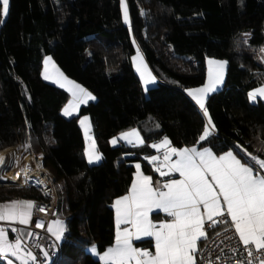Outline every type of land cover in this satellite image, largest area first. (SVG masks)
<instances>
[{
  "label": "trees",
  "instance_id": "obj_1",
  "mask_svg": "<svg viewBox=\"0 0 264 264\" xmlns=\"http://www.w3.org/2000/svg\"><path fill=\"white\" fill-rule=\"evenodd\" d=\"M127 1L131 26L120 0H10L0 30V150L30 141L29 150L44 154L66 225L58 264H102L87 248L113 243L110 205L128 191L137 162L150 172L151 143L196 145L206 119L186 90L205 83L207 58L226 60L227 69L224 87L207 101L216 133L203 143L264 159V103L246 98L264 84V0ZM133 40L158 80L147 93L131 62ZM46 56L96 97L77 116L62 115L70 94L42 78ZM82 115L103 157L95 165L83 154ZM135 126L145 144H110ZM17 198L43 195L0 186V203Z\"/></svg>",
  "mask_w": 264,
  "mask_h": 264
},
{
  "label": "snow or ice",
  "instance_id": "obj_2",
  "mask_svg": "<svg viewBox=\"0 0 264 264\" xmlns=\"http://www.w3.org/2000/svg\"><path fill=\"white\" fill-rule=\"evenodd\" d=\"M9 2L10 0H0V14L5 17ZM120 7L123 22L130 25L126 0H120ZM141 15L145 13L142 12ZM129 31L131 34V27ZM243 35L244 43H247L250 34ZM133 44L136 46V54L131 57V62L141 83H155L156 78L145 63L135 40ZM259 51L264 53V48ZM50 60L51 58L45 60L43 78L51 80L61 88L67 86L71 99L62 109V115L71 117L78 112L81 104H87L96 97L79 84L65 78L58 70L55 75H50L47 68ZM261 62L264 63V58H261ZM207 63V82L202 87L186 90L206 119L204 130L196 145L178 149L171 146L170 140L165 137L159 143L149 145L158 153L163 149V159L160 160L157 155L145 157L149 164L153 165V171L161 177L178 174L179 178H170L166 182L156 181L153 186L152 177L143 174L139 163L135 165L136 172L127 193L110 205L115 211V242L99 255L102 264H196L198 242L206 239V222H210L207 224L208 228L224 225V232L234 229V235L238 237V243L243 245V248L233 251H246L247 264H253L254 260L264 264V252H261L264 250V159L245 152L247 159L242 160L232 151L217 156L210 148L198 147L215 131V125L206 108V98L222 85L227 65V61L214 59H208ZM52 67L55 68V65ZM257 97L264 99V84L248 93L250 102H255ZM79 124L86 141L83 154L87 163H98L103 157L90 135L89 117L81 118ZM118 141H124L132 147L144 144L143 138L135 128L120 133L110 143L116 145ZM20 147L27 151L31 143L26 141ZM8 163L10 162L7 158L0 156V167ZM42 166L37 165L38 168ZM22 171L26 172L27 166ZM19 176L20 173H17V177ZM36 183L42 185L44 181L38 179ZM44 195L48 196L49 193L45 192ZM154 211L165 213L171 220L154 223L150 218ZM34 212L47 215L48 209L44 206L36 207L35 201L28 200L2 203L0 222L10 221L27 226L31 224ZM52 214L56 215L55 212ZM122 225H130L131 228H122ZM35 227L46 231L56 242L62 239L66 231L65 222L59 218L48 221L46 227L45 222L37 218ZM11 232L17 233L14 240H10L6 229L0 226V259L6 260L7 264H15V261L19 264H42L38 261L37 254L26 247L28 241L23 238L27 236L39 240L43 237L39 233L25 232L15 227L11 228ZM145 237L154 240V253L134 246L133 240L139 241ZM227 238L231 240L233 237ZM32 247L37 248L45 258L49 257V253L41 244L32 243ZM88 251L93 256L98 255L94 244ZM216 259L219 260V257ZM240 264H243V261Z\"/></svg>",
  "mask_w": 264,
  "mask_h": 264
},
{
  "label": "built area",
  "instance_id": "obj_3",
  "mask_svg": "<svg viewBox=\"0 0 264 264\" xmlns=\"http://www.w3.org/2000/svg\"><path fill=\"white\" fill-rule=\"evenodd\" d=\"M40 157L45 160V156L43 153H36L31 150L30 155L23 167V169H25V166H27V171L20 172L19 177H17V172H13V179L12 181H10V184L12 186H17L20 188L36 189L41 192L43 198L32 199L30 201H35L36 207L44 206L45 208H47L48 214L45 215L44 213L34 212L31 224L23 226L18 223H13V226H15L17 229L26 228L31 232L39 233V235L43 237V239L36 240L35 238H32L30 241H28L26 247L29 248L34 254H37L38 261L42 262V264H58L61 257L60 243L56 242L55 238L50 236V234H48L46 231L37 229L35 227V221L37 218L43 220L46 227L48 221L55 220L60 216V199L56 186L55 176L45 166L44 161H40ZM19 164L20 163L17 162L18 168L16 167V170L19 169ZM39 164L43 165L42 168H38V172L41 175L45 176V179L47 180V184L45 186H37L33 182H28V176L34 174L32 172L36 171L34 165L37 166ZM5 185L8 186V184ZM45 192H48L49 195L45 196ZM53 212H55L56 215H53ZM223 227L224 225H219V227L215 231H207L206 239L199 249L198 261L196 264H209L210 261L212 262V264H240L241 261H243V264H247L248 257L246 251H233L234 249L243 248V245L238 243V237L234 235V229L230 232H224ZM217 233L220 234L217 235ZM229 236H232L233 238L230 240L227 238ZM32 243H39L44 246L45 250L49 253V257L45 258L37 248L32 247ZM261 252H264V250H261ZM217 257H219V260L216 259ZM253 264H260V262L254 260Z\"/></svg>",
  "mask_w": 264,
  "mask_h": 264
},
{
  "label": "crops",
  "instance_id": "obj_4",
  "mask_svg": "<svg viewBox=\"0 0 264 264\" xmlns=\"http://www.w3.org/2000/svg\"><path fill=\"white\" fill-rule=\"evenodd\" d=\"M42 70H43V69H42ZM206 79H207V78H206ZM68 80H70V79H68ZM56 85H57V84H56ZM58 86H59V85H58ZM83 88H84V87H83ZM64 89L67 91V88H66V87H65ZM253 90H254V89H253ZM87 91H88V90H87ZM251 91H252V90H251ZM88 92H89V91H88ZM68 93H69V92H68ZM69 94H70V93H69ZM211 94H213V93H211ZM211 94H209V95L207 96V98H206V107H207V101H208V98L210 97ZM70 98H71V95H70ZM246 98L249 100V98H248V94L246 95ZM258 101H262V102L264 103V99H262V98H260V97H257L256 101H255V102H251V103H257ZM82 105H83V104H82ZM82 105H81V106H82ZM81 106H80V107H81ZM197 106H198V105H197ZM198 108H199V106H198ZM76 113H77V112H76ZM85 116H86V115H85ZM83 117H84V115H83V116H80L79 120H80L81 118H83ZM87 117H88V116H87ZM89 120H90V123H91V132H90V135H91V137L93 136L92 138L95 140V137H94V135H93L92 121H91L90 117H89ZM213 124H214V123H213ZM80 127H81V126H80ZM133 128H135V129L139 132V135H140V137L143 138V140H144V144H145L144 136H143L141 130H140L137 126L132 127V128H129V129H126V130H124V131H122V132H127V131H129V130H131V129H133ZM81 129H82V128H81ZM82 132H83V129H82ZM122 132H120V133H122ZM120 133H118V134L116 135V137H118V136L120 135ZM215 133H216V131H214V132L212 133V135H210L205 141H207L209 138H211L213 135H215ZM83 135H84V132H83ZM84 138H85V137H84ZM114 138H115V137H114ZM162 140H163V138L160 139V140H158V141H156V142H153V143H151V144L159 143V142L162 141ZM110 141H111V140H110ZM205 141H203V142H205ZM170 142H171V141H170ZM203 142H201V143H203ZM89 143H90V141H89ZM95 144H96V148H97L98 152L100 153V151H99V149H98V146H97V143H96V140H95ZM110 144H111V143H110ZM120 144H125V142H124V141H118L116 145H113V144H111V145H112V146H117V145H120ZM151 144H150V145H151ZM85 146H86V141H85ZM171 146L176 147V148L179 149V148H183V147H192V146H194V145H192V146H181V147H177V146L172 145V143H171ZM198 147H199L200 149H203V148H210V149L213 151V153H215L217 156L222 155V154H224V153H226V152H228V151H232L234 154L237 155L238 158H241L242 160L247 159V157H245L244 155L240 154V153L238 152V150L235 149V148H234V149H228V150H225V151H220V152H218V151L214 150L210 145H206L205 143H203V144H199ZM151 151H152V152H151L148 156H145V157H150V156H152V155H157V156L160 158V160L163 159V149H161V151L158 153L154 148L151 147ZM100 154H101V153H100ZM145 157H144V161H145V162L147 163V165L149 166V168H150V172L145 171V169L143 168V161H139V162H137V163H139V164L141 165V171L143 172V174L152 177L153 186H155L156 181L166 182V181H167L168 179H170V178H179V175H178V174H172L171 177H168V176L161 177V176L159 175V173L153 171V165H152V164H149L148 160L145 159ZM102 159H103V158H102ZM172 159L174 160L175 157H173ZM101 161H102V160H101ZM101 161H99L98 163H100ZM98 163H95V164H98ZM137 163H136V164H137ZM95 164H92V165H95ZM136 164H135V165H136ZM162 170H166V169H162ZM262 171H264V170H262ZM135 172H136V168H135ZM135 172H134V173H135ZM133 178H134V174H133ZM126 193H127V192H126ZM126 193H125V194H126ZM125 194H123V195H121V196H119V197H122V196H124ZM119 197H117V198H119ZM117 198H115V199L113 200V202H114ZM15 200H27V199H23V198H19V199H18V198H17V199L9 200V201H6V202L15 201ZM28 201H29V200H28ZM6 202H2V203H6ZM2 203H0V204H2ZM113 211H114V209H113ZM150 218L152 219V221H153L154 223H157V224H159L161 221H165L166 219H167V220H171V218H170V217H167L165 213H163V212H157V211H154L153 213H151V214H150ZM214 219H218V218H214ZM11 223H13V222H10V221H3V222H0V226L4 227V228L6 229L7 234H8V236H9V239H10V240H14L15 237H16V235H17V233H13V232H11V228H12V227H10V226H6V224H11ZM208 223H210V222H206V225H205L206 233H207L208 230L215 231V230L219 227V225H218V226L215 227V228H208V227H207V224H208ZM121 227H122V228H123V227H129V228H131L130 225H122ZM111 228H112L113 231H114V241H113V243H112L110 246H112V245L114 244V242H115V231H116V229H115V211H114V220H113V222H112V224H111ZM20 229H23L25 232H28V231H29V230L26 229V228H20ZM23 239H24L25 241H30V240H31V238H30V237H27V236H25ZM204 240H205V239H203V240H201L200 242H198V247H199V249L201 248V246H202ZM133 244H134L135 247H138V248H140V249H142V250H149V251H151V252H153V253L155 252V248H154V240H153L152 238L145 237V238H142V239L139 240V241H137V240H133ZM110 246H108V247H110ZM108 247H107V248H108ZM107 248H106V249H107ZM106 249H105V250H106ZM105 250H103V251H99V250L97 249L98 255H97V256H94V257L97 258V259H99V255H102V254L104 253ZM9 259H13V260H14V258H12V257H9ZM197 261H198V255H197V257H196V263H197ZM15 263H16V264H19L18 261H15ZM3 264H7V262L5 261V262H3Z\"/></svg>",
  "mask_w": 264,
  "mask_h": 264
},
{
  "label": "rangeland",
  "instance_id": "obj_5",
  "mask_svg": "<svg viewBox=\"0 0 264 264\" xmlns=\"http://www.w3.org/2000/svg\"><path fill=\"white\" fill-rule=\"evenodd\" d=\"M126 5H127V8H128V15H129V20H130V25H126L125 23V25L126 26H131V18H130V13H129V7H128V1L126 0ZM8 13H9V10H8ZM8 13H7V15H6V17L3 15V19H2V22L0 23V30H1V27H2V24H3V21L5 20V19H7V17H8ZM122 18H123V13H122ZM137 45V44H136ZM136 54V51H135V53L133 54V55H135ZM46 58H51V60H50V62H49V64L47 65V68H48V72H49V74L50 75H55L56 74V72H57V70L60 72V73H62L63 74V76L65 77V78H67V79H70L69 77H67L61 70H60V68L58 67V65H57V63H56V61H55V59L52 57V56H46L45 58H44V61H43V70H42V78H43V73H44V71H45V67H46V65H45V60H46ZM143 58H144V61H145V63L147 64V66H148V68L151 70V68H150V66L148 65V63H147V61H146V59H145V57L143 56ZM208 59H214V60H220V61H226V60H224V59H218V58H212V57H209V58H207V60ZM207 60H206V67H207V73H206V78H208V63H207ZM55 65V68H53L52 67V65ZM226 69H227V65H226ZM151 72H152V74H153V76H155V78H156V82L155 83H152V84H148V85H143L142 84V86H143V88H144V90H145V92L147 93V91H148V89L149 88H151V87H153V86H155L156 84H157V82H158V80H157V77H156V75L154 74V72L151 70ZM139 76V75H138ZM225 76H226V72H225ZM44 79V78H43ZM44 81H46V82H50V83H53L51 80H45L44 79ZM70 81H72V82H74L75 84H78L77 82H75V81H73V80H71L70 79ZM207 82V79H206V81H205V83ZM204 83V84H205ZM54 84H56V83H54ZM203 84V85H204ZM224 84H225V77H224V81H223V83H222V85H220L219 86V88H218V90L217 91H215V92H213V93H216V92H219L223 87H224ZM58 85V84H57ZM80 85V84H79ZM203 85H201V86H199V87H202ZM81 86V85H80ZM83 87V86H82ZM199 87H194V88H199ZM66 88H67V86H66ZM194 88H189V89H194ZM147 89V90H146ZM91 93V92H90ZM92 94V93H91ZM71 95V94H70ZM71 99V98H70ZM89 102H91V101H89ZM88 102V103H89ZM67 104V103H66ZM82 105V104H81ZM80 105V106H81ZM64 108V107H63ZM62 108V109H63ZM79 110H80V107H79V109H78V112L77 113H74L73 114V116H77L78 114H79ZM62 113V112H61ZM73 116H71V117H73ZM83 116V115H82ZM85 116V115H84ZM86 116H88V115H86ZM89 117V116H88ZM66 118H70V117H66ZM93 137V136H92ZM116 137V136H115ZM114 138V137H113ZM112 138V139H113ZM111 139V140H112ZM95 141V140H94ZM24 143H20L19 145H16V146H14L15 147V152H14V156L12 157V158H10V159H8V161L10 162V163H8V164H5L4 165V167H3V170L4 171H7V170H9L8 169V167L10 166V170H11V174H13V172H16V167L18 168V166H17V162L18 163H20L19 165V169H18V171L19 172H22V169H23V167H24V164H25V162L27 161V159H28V157H29V155H30V152H31V150H29V148L27 149V151H25L22 147H20L21 145H23ZM16 155V156H15ZM12 175H11V177H10V179H8V180H6L5 181V183L4 182H0V186H7V185H5V184H8V186H12L10 183V181H12ZM26 189H28V188H26ZM19 199V198H18ZM6 226H10V227H15V226H13V223H11V224H6ZM16 228V227H15ZM64 236H65V233H64V235H63V237H62V239L60 240V241H58L59 243H61L62 241H63V239H64ZM32 239V238H31ZM91 246H89L88 248H87V252L88 253H90L89 251H88V249L90 248ZM91 254V253H90ZM6 260H3V259H1L0 260V262H5ZM7 262V261H6ZM16 264V263H15Z\"/></svg>",
  "mask_w": 264,
  "mask_h": 264
},
{
  "label": "bare ground",
  "instance_id": "obj_6",
  "mask_svg": "<svg viewBox=\"0 0 264 264\" xmlns=\"http://www.w3.org/2000/svg\"><path fill=\"white\" fill-rule=\"evenodd\" d=\"M14 152H15V147H9V148H6L4 150H0V156L2 157H5L8 159L12 158L14 156ZM16 156V155H15ZM13 159V158H12ZM40 161L43 162L44 159H42L40 157ZM39 163V162H38ZM4 167V166H3ZM3 167H0V177H3L2 179H0V182H4L8 179H10L11 177V170H10V166L8 167L9 170L7 171H4L3 170ZM34 168L36 169V171L32 172L34 174H31L28 176V182L31 183H35L37 186H45L47 184V180L45 179V176L44 175H41L39 172H38V167L36 165H34ZM17 173H20L18 170H16ZM43 180L44 183L41 185V184H37L36 181L37 180ZM27 185V184H26ZM31 185V184H29Z\"/></svg>",
  "mask_w": 264,
  "mask_h": 264
}]
</instances>
